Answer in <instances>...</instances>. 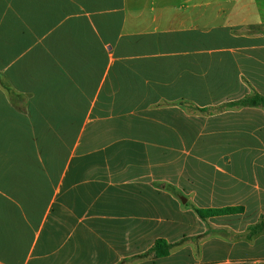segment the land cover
<instances>
[{
  "label": "crops",
  "instance_id": "1",
  "mask_svg": "<svg viewBox=\"0 0 264 264\" xmlns=\"http://www.w3.org/2000/svg\"><path fill=\"white\" fill-rule=\"evenodd\" d=\"M254 93L260 1L0 0V264H264V107H217ZM239 126L263 183L181 181Z\"/></svg>",
  "mask_w": 264,
  "mask_h": 264
},
{
  "label": "rangeland",
  "instance_id": "2",
  "mask_svg": "<svg viewBox=\"0 0 264 264\" xmlns=\"http://www.w3.org/2000/svg\"><path fill=\"white\" fill-rule=\"evenodd\" d=\"M257 1L264 3V0ZM242 127L239 126L238 130H234L233 133L204 136L201 142L192 148V156L189 158L181 181L184 182L188 176H191L192 185L197 184L198 188H209L213 183V189L216 190L225 185H231L232 182L235 187L242 188L244 181L251 183L254 178L263 183L261 166L252 164L251 159L255 153L249 150V146L256 142L251 138L254 128L250 127L248 130ZM190 135L192 141L197 139L195 138L197 133L192 132ZM198 153L202 154L201 160L194 158V154ZM227 158L231 160V163H226ZM222 170L228 171L229 175L222 173ZM194 177L197 179L193 180ZM184 199H187V196L182 193L180 201L183 202ZM185 204H188L189 207L195 205L192 198H189Z\"/></svg>",
  "mask_w": 264,
  "mask_h": 264
},
{
  "label": "trees",
  "instance_id": "3",
  "mask_svg": "<svg viewBox=\"0 0 264 264\" xmlns=\"http://www.w3.org/2000/svg\"><path fill=\"white\" fill-rule=\"evenodd\" d=\"M256 29H258V26H256ZM225 106L264 107V95H261L259 93H254L252 95L245 96L239 100L221 104L220 106L217 107H225ZM197 109L204 110V108H198V107ZM241 210H242V206H228V207H218V208L209 207L202 209L198 208L197 213L200 215V217L205 218L208 215L232 213ZM253 229L256 231L264 230V221H261L260 224L254 226ZM151 250L154 251V254L156 256L167 255L169 252L168 243L163 239H158L154 242Z\"/></svg>",
  "mask_w": 264,
  "mask_h": 264
}]
</instances>
